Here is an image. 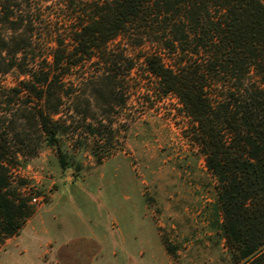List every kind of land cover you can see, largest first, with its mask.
Instances as JSON below:
<instances>
[{"label": "rangeland", "instance_id": "obj_1", "mask_svg": "<svg viewBox=\"0 0 264 264\" xmlns=\"http://www.w3.org/2000/svg\"><path fill=\"white\" fill-rule=\"evenodd\" d=\"M70 1L10 0V8L34 20V48L50 50L59 40L71 43ZM241 1L218 0L221 6L210 14L200 13L194 0H137L125 11L127 22L110 47L134 58L133 68L123 60L109 70L93 62L66 69L69 96L53 116L62 126L59 146L70 164L65 170L57 147L42 140L33 119L38 100L25 91L15 99L17 131L26 141L9 140L5 192L22 225L0 232V264H241L235 258L239 244L225 235L221 186L207 157L219 154L230 181L235 167L188 116L182 88L162 93L146 69L151 54L174 70L194 60V82L263 51L264 14L223 46L217 43L216 26ZM116 3L75 0L110 14ZM97 71L109 75L108 88L99 92L82 84ZM0 83L12 87L18 79L8 73ZM91 94L97 102L89 108ZM84 114L104 118L94 133ZM232 211L239 231L255 228L244 225L239 209Z\"/></svg>", "mask_w": 264, "mask_h": 264}, {"label": "trees", "instance_id": "obj_2", "mask_svg": "<svg viewBox=\"0 0 264 264\" xmlns=\"http://www.w3.org/2000/svg\"><path fill=\"white\" fill-rule=\"evenodd\" d=\"M116 1V12L110 14L101 6H77L75 0H71L68 4L74 11L69 18L73 26L68 37L71 43L64 44L59 40V46L38 51L33 46L34 20L17 15L13 7L10 8L13 6L10 0H0V75L12 73L18 79V84L12 87L0 83V232L11 234L22 225L21 216L14 210L15 202L5 192L4 164L11 156L10 142L26 141L24 137L19 138L17 131L15 115L20 108L16 107L15 99L25 91L38 100L33 119L40 136L46 144L57 147L61 169L70 167L59 146L62 126L53 119L69 96L66 69L88 62L108 70L121 66L123 60L128 61L129 70L135 65L134 58L125 52L115 53L110 42L120 35L127 22L125 11L131 9L137 0ZM194 1L199 4H192L205 14L221 6L218 0L216 4L210 0ZM263 14L261 0H242L237 9H231L227 20L215 28L219 47L252 19ZM197 67L198 63L193 60L184 68L174 70L164 65L157 54L146 59V69L158 79L160 91L166 94L182 88L188 116L234 165L230 181V174L219 154L214 152L207 157L208 167L221 186L218 195L225 235L231 245L239 244L235 258L241 264H264V50L256 55L248 54L225 72L220 70L210 77L191 82ZM107 78L109 75L105 72L97 71L82 78V84L87 88L91 83L92 90L99 92L108 88L109 84L104 82ZM109 91H112L110 87ZM91 95L85 99L89 108L95 107L93 102H97L94 94ZM9 105L13 106L8 110L3 108ZM81 119L84 122L90 119L87 127L94 133L95 122L102 123L104 118L84 114ZM233 181V187H227ZM232 207L239 209L244 225L255 227L251 232L247 233L248 228L246 231L237 229ZM18 209L21 213L20 205Z\"/></svg>", "mask_w": 264, "mask_h": 264}]
</instances>
